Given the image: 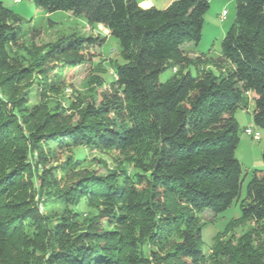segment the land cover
<instances>
[{"label":"trees","instance_id":"1","mask_svg":"<svg viewBox=\"0 0 264 264\" xmlns=\"http://www.w3.org/2000/svg\"><path fill=\"white\" fill-rule=\"evenodd\" d=\"M30 1L36 11L103 26L125 63L114 94L88 103L76 122L58 104L31 105L35 76L46 101L104 38L66 37L25 64L21 19L0 1V264H264L246 237L207 254L201 220L241 195L236 111L253 103V122L264 131V0H236L235 24L213 61L219 75L198 70L165 83L163 72L193 63L187 45L200 43L210 0L166 9L137 0ZM50 63L60 67L55 82ZM83 148L116 167L88 171L72 154ZM59 149L71 154L53 165ZM240 208L239 222L264 221V166L253 171Z\"/></svg>","mask_w":264,"mask_h":264},{"label":"rangeland","instance_id":"2","mask_svg":"<svg viewBox=\"0 0 264 264\" xmlns=\"http://www.w3.org/2000/svg\"><path fill=\"white\" fill-rule=\"evenodd\" d=\"M4 5L17 14L21 21L18 27L21 33V39L28 47V52H19L24 56L25 64H31L37 60V49L47 44L56 43L57 41L71 36H93L104 38L99 43L88 48L87 64L77 67L64 78V87L59 85L57 93L48 95V100H43L39 96L43 80L35 76L32 86L29 89V102L31 105H46L48 103L58 104L65 110L66 117H72L76 122L80 117V112L88 103L94 102L98 106L102 104L106 97L114 94L113 81L115 71L118 65L125 62L121 56L119 41L110 36L102 27L90 26L84 17H75L65 12H56L46 14L43 11H36L34 2L30 0H0ZM152 7L165 8L166 0H152ZM227 12L226 19L221 20V15ZM237 13L236 0H210V8L204 17V26L202 39L199 44H189L187 54L193 63L185 69L176 68L168 69L159 77L160 83H165L173 75L179 76L183 73L190 72L193 76L197 75L198 70L201 72L213 71L219 75V71L214 66L213 61L221 56L222 41L229 31L230 27L235 24ZM46 67L50 68L48 80L55 82L56 73H59V65L50 63ZM227 67V66H226ZM37 83V84H36ZM75 105V108L72 106ZM254 104L250 103L248 110L239 109L235 113V118L240 127V143L236 150L235 156L242 167V190L240 198L234 201L232 206L217 218L209 213H204L201 220L204 227V248L207 254H213L214 248L220 244H236L242 237L252 239L251 242L261 253L264 252V221L256 224L254 222H239L241 214V201L246 197L247 185L251 179L254 170L263 169L264 155V131L262 139L255 141L245 134L246 128L258 129L253 122ZM68 151L57 150L55 158L52 160L53 165H59L66 160ZM81 159H86L83 167L88 171H94L98 175H106L116 166L115 163L106 155L93 152L89 149H77L72 152ZM105 163V165L103 164ZM82 167V168H83ZM132 171L131 166H127ZM234 221L236 224L230 225L228 231L224 233L229 224Z\"/></svg>","mask_w":264,"mask_h":264},{"label":"built area","instance_id":"3","mask_svg":"<svg viewBox=\"0 0 264 264\" xmlns=\"http://www.w3.org/2000/svg\"><path fill=\"white\" fill-rule=\"evenodd\" d=\"M226 15L227 12L225 11L222 15H221V20L224 21L226 19ZM245 134L249 137H251L252 139H254L255 141H260L263 137L262 135V130L260 129H252V128H246L245 129Z\"/></svg>","mask_w":264,"mask_h":264},{"label":"crops","instance_id":"4","mask_svg":"<svg viewBox=\"0 0 264 264\" xmlns=\"http://www.w3.org/2000/svg\"><path fill=\"white\" fill-rule=\"evenodd\" d=\"M137 1L139 2L140 7L144 8V9L151 8L152 5H153V1L152 0H137ZM176 1H178V0H166L167 6L165 8H161V9L168 8L169 6H171ZM158 9H160V8H158ZM98 27L104 28L101 25H99ZM104 30L107 31V33H109V31L106 30L105 28H104ZM109 35H110V33H109ZM250 98H252V97L250 96Z\"/></svg>","mask_w":264,"mask_h":264}]
</instances>
